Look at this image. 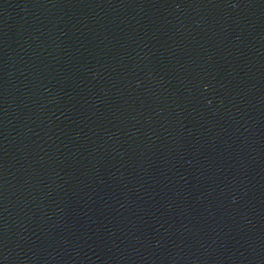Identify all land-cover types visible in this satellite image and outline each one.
<instances>
[{"label": "water", "instance_id": "water-1", "mask_svg": "<svg viewBox=\"0 0 264 264\" xmlns=\"http://www.w3.org/2000/svg\"><path fill=\"white\" fill-rule=\"evenodd\" d=\"M0 264H264V0H0Z\"/></svg>", "mask_w": 264, "mask_h": 264}]
</instances>
